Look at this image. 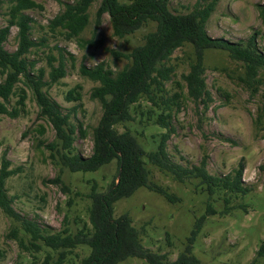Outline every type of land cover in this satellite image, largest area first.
<instances>
[{
    "label": "rangeland",
    "instance_id": "obj_1",
    "mask_svg": "<svg viewBox=\"0 0 264 264\" xmlns=\"http://www.w3.org/2000/svg\"><path fill=\"white\" fill-rule=\"evenodd\" d=\"M35 1L42 5V9L26 10L33 18L30 36L37 42L27 54L28 59L35 61L32 72L37 74L42 68V80H47L49 57L57 58V48L63 49L65 75L42 88L63 112L69 111L71 122L76 126L81 124L84 134L76 129L72 153L88 156L92 147L91 128L101 115V105L90 97L97 82L81 76L79 64L93 66L104 62L107 68L119 70L127 59L116 58L109 50L129 52L143 42L144 35L154 29L155 23L148 21L132 33L119 37L113 32L107 13H102L97 23L96 10L100 0H93L88 8V24L79 39L65 40L47 28L49 19L61 10V4L57 0ZM195 1L170 0L169 8L175 13H185L192 9ZM259 4H264V0H217L205 23L207 34L243 43L252 32H256L257 47L264 52V23ZM8 5L9 0H1L0 28L7 24ZM16 32L17 27L9 25L3 43L8 51L16 48ZM192 58L193 48L185 43L165 62L173 66V73L165 85L168 94L176 90L175 83L179 81V91L185 96L179 100V109L171 119L174 130L166 142L168 157L183 167L197 165L201 158H205L207 171L216 176L232 172L241 162L242 181L251 190L244 196L222 191L208 195L199 185L198 178L177 181L171 173L143 158L148 170V185L153 190L140 186L131 195L116 200L112 216L128 214L141 234L143 246L164 253L166 259L172 261L186 245L195 220L206 214L209 203L215 213L206 215L191 247V253L200 263L264 264V256L254 260L260 243L264 241V69L250 77L246 66L232 59L227 51L204 49L203 77L211 96L206 106L186 96L181 74L188 72ZM52 63L56 65L55 60ZM76 84L81 85L80 99L66 101L65 93ZM20 87L26 92L24 111L16 117L0 114V156L10 161L8 168L13 170L5 181L11 206L21 218L40 227L47 226L50 231L58 230L66 221L76 230L87 218L88 193L92 185L95 184L98 191H106L115 177L116 161L112 160L95 171H70L63 167L49 145L55 140L54 130L39 116L33 93L22 81L16 84L8 107L15 105ZM144 103L141 101L140 104ZM137 109H132V120L118 124L116 128L134 134L145 151L153 150L156 144L151 134L163 132L164 128L152 124L153 121L146 120L145 116L141 117ZM155 187H161L179 199L170 201L155 191ZM223 196L229 197V209L224 213ZM240 204L243 206L239 207ZM88 252V246H77L61 264H77ZM47 253L54 259L57 257V251L42 244L38 250L32 248L20 221L6 215L0 208V264L40 263ZM116 264L147 262L129 256Z\"/></svg>",
    "mask_w": 264,
    "mask_h": 264
},
{
    "label": "trees",
    "instance_id": "obj_2",
    "mask_svg": "<svg viewBox=\"0 0 264 264\" xmlns=\"http://www.w3.org/2000/svg\"><path fill=\"white\" fill-rule=\"evenodd\" d=\"M57 1L61 4V10L49 19L48 30L58 33L65 40L79 39L88 24V8L93 0ZM169 1L100 0L96 10L97 23L102 13H107L113 32L119 37L132 33L148 21H153L155 27L144 35L142 43L129 52L109 50L114 57L122 56L127 59V63L117 71L107 68L104 62L93 66L79 64V74L97 82L90 91V97L97 99L101 105V115L91 128V153L82 156L72 153V149L76 129L82 135L84 129L81 124L76 126L71 122L69 111L63 112L60 105L42 88L57 82L65 75L63 49L57 48V58L49 57L47 80H42V68H39L37 74H33L35 61L28 59L27 54L37 46V42L30 36L33 18L26 10L42 9V5L35 0H9L7 24L0 28V114L16 117L24 111L26 92L22 87L18 89L15 105L8 107L16 84L22 81L33 93L39 116L54 130L55 140L49 145L55 150L63 167L70 171H95L112 160H115L117 165L115 177L106 191H98L96 185H92L88 193L90 203L87 218L76 230L66 221L58 230L50 231L47 226L40 227L31 220L21 218L13 209L5 188V181L13 170L8 168L10 161L5 156H0V208L6 215L20 221L22 230L29 235V245L32 248L38 250L42 244L57 251L55 259L47 253L40 263L32 261L29 264H61L75 247L82 245L88 246L89 252L82 256L77 264H116L129 256L142 258L147 264H201L191 253V247L206 215L215 213L211 204H207L206 214L195 220L186 245L172 261H168L164 253L143 246L141 234L133 226L128 214L112 216L113 203L116 200L131 195L140 186L153 190V187L148 185V170L143 158L171 173L177 181L198 178L199 185L208 195L222 191L224 194L244 196L251 190V187L242 181L241 162H238L232 172L216 176L207 171L205 158H201L197 165L183 167L168 157L166 142L174 130L171 119L179 109V100L185 96L179 91V81L175 83L176 90L168 94L165 85L173 73V66L166 65L165 62L176 48L185 43L192 46L193 58L189 70L182 73L181 78L186 88V96L207 106L211 96L203 77V50L216 48L227 51L232 59L242 62L248 75L253 77L260 69H264V52L257 47V33L252 32L243 43L223 37H212L207 34L205 23L217 0H196L192 9L185 13L171 11ZM258 9L264 23V4H259ZM9 25L17 27V45L12 51L5 49L3 44ZM52 60L56 61V65H53ZM80 89L79 84L70 88L65 93V100H79ZM141 101L145 103L140 104ZM145 104V108L141 109ZM133 108H138L141 117L145 116L146 120L153 121L152 124L164 128L163 132L151 134L152 141L156 144L155 149L145 151L130 131L117 130L116 125L133 119ZM154 190L170 201L179 199L161 187H155ZM222 198L224 213L229 209V197ZM238 206L242 207L243 204ZM19 242L22 243V240ZM260 256H264V241L260 243L254 260Z\"/></svg>",
    "mask_w": 264,
    "mask_h": 264
}]
</instances>
